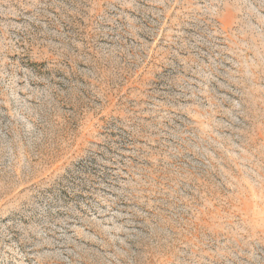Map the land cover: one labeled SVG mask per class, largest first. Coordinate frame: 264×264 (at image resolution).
Returning <instances> with one entry per match:
<instances>
[{
	"label": "rangeland",
	"instance_id": "1",
	"mask_svg": "<svg viewBox=\"0 0 264 264\" xmlns=\"http://www.w3.org/2000/svg\"><path fill=\"white\" fill-rule=\"evenodd\" d=\"M0 264H264V0H0Z\"/></svg>",
	"mask_w": 264,
	"mask_h": 264
}]
</instances>
